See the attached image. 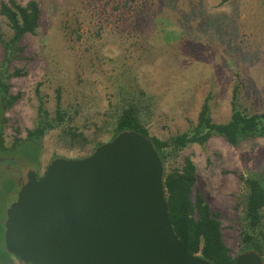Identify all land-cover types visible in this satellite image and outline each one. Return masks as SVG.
Segmentation results:
<instances>
[{
	"label": "rangeland",
	"instance_id": "374dc122",
	"mask_svg": "<svg viewBox=\"0 0 264 264\" xmlns=\"http://www.w3.org/2000/svg\"><path fill=\"white\" fill-rule=\"evenodd\" d=\"M37 1L40 27L24 37L21 58L7 63L10 73L19 69L22 75L10 79L20 98L5 113L6 145L37 127L41 106L50 119L55 116L58 92L67 116L41 139L36 163L14 152L1 164L0 219L29 169L43 175L53 159L85 157L97 142L111 140L119 107L137 104L151 134L168 140L197 124L206 99L212 120L228 121L235 90L242 107L264 111V0ZM0 31L5 39L12 36L1 13ZM5 59L0 41V68ZM68 131L87 141L70 138ZM175 153H168L167 172L188 161L195 165L191 197L202 193L219 213L225 242L237 256L233 219L247 190L242 177L264 169V137L232 145L214 136ZM9 261L25 264L11 254Z\"/></svg>",
	"mask_w": 264,
	"mask_h": 264
},
{
	"label": "water",
	"instance_id": "95a60500",
	"mask_svg": "<svg viewBox=\"0 0 264 264\" xmlns=\"http://www.w3.org/2000/svg\"><path fill=\"white\" fill-rule=\"evenodd\" d=\"M7 209L6 250L25 264H213L171 221L165 166L152 139L124 130L85 157L29 170ZM235 264H264L256 250Z\"/></svg>",
	"mask_w": 264,
	"mask_h": 264
},
{
	"label": "trees",
	"instance_id": "16d2710c",
	"mask_svg": "<svg viewBox=\"0 0 264 264\" xmlns=\"http://www.w3.org/2000/svg\"><path fill=\"white\" fill-rule=\"evenodd\" d=\"M0 13L5 16L12 30L9 39H5L0 31V41L3 42L6 53L3 67L0 68V166L6 163L5 158L14 152L27 158L30 163H36L41 139L57 125L62 126L67 115L66 111L60 108L61 95L58 92L55 116L50 119L49 112L41 106L37 127L29 130L26 138L16 136L11 148L6 145L4 127L8 119L5 113L20 98L19 94L12 93L10 79L22 75L19 69L10 73L7 63L21 58L25 48L22 42L24 37L37 33L41 24V7L37 0H29L26 4L18 0H3L0 4ZM237 95L235 90L232 113L228 121L214 122L211 118L209 100L206 99L201 106L197 124L169 140L151 134L146 123L143 122L145 118L142 117V110L134 103L117 109L111 128L112 139L124 130H136L152 139L164 162L167 200L175 230L190 253L200 254L213 264H235L236 256L231 254V249L224 239L222 220L218 212L211 210L202 193L198 192L195 200L191 197L196 182L195 165L188 161L182 169L167 172L169 160L167 156L168 153L179 154L180 150L193 143L203 145L214 136H222L232 145H238L250 138L264 137V111H252L242 107ZM68 133V136L74 140L83 137L75 131ZM83 138L87 141V138ZM100 144L102 142H97L92 151ZM242 178L247 190L241 195L238 215L233 219L240 238L239 253L256 250L264 258V169L260 173ZM4 219H0L1 223ZM1 240L4 242V239ZM9 255L5 244L1 245L0 264H12Z\"/></svg>",
	"mask_w": 264,
	"mask_h": 264
},
{
	"label": "flooded vegetation",
	"instance_id": "af4514ba",
	"mask_svg": "<svg viewBox=\"0 0 264 264\" xmlns=\"http://www.w3.org/2000/svg\"><path fill=\"white\" fill-rule=\"evenodd\" d=\"M29 170H33V169H29ZM29 170H28V171H29ZM28 171L26 172V175H27ZM36 172H37V174H38L39 176H42L38 171H36Z\"/></svg>",
	"mask_w": 264,
	"mask_h": 264
}]
</instances>
